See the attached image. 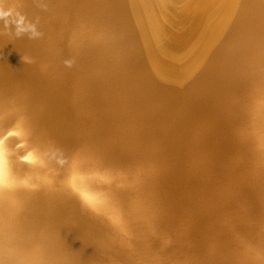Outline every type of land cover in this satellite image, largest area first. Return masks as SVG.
I'll list each match as a JSON object with an SVG mask.
<instances>
[{"label":"water","instance_id":"95a60500","mask_svg":"<svg viewBox=\"0 0 264 264\" xmlns=\"http://www.w3.org/2000/svg\"><path fill=\"white\" fill-rule=\"evenodd\" d=\"M244 5L194 67L169 78L156 71L130 0H0V106L26 114L60 159L44 168L48 184L25 192L57 196L64 205L54 215L81 236V218L65 192L78 147L114 161L155 151L164 169L146 184L154 208L148 240L164 264H219V256L211 259L224 250L230 226L254 233L264 212L258 194L239 204L236 187L228 190L235 179L222 164L230 145L223 114L234 93L229 75L248 58L247 43L254 51L264 40V6ZM14 128L0 122V143H10L14 163L25 169L33 163L30 145Z\"/></svg>","mask_w":264,"mask_h":264},{"label":"bare ground","instance_id":"6f19581e","mask_svg":"<svg viewBox=\"0 0 264 264\" xmlns=\"http://www.w3.org/2000/svg\"><path fill=\"white\" fill-rule=\"evenodd\" d=\"M130 1L156 71L169 78L182 77L205 56L239 4L246 9L264 6V0H183L180 5L169 0ZM252 46L247 43L248 58L232 68L234 93L223 112L228 118L224 137L230 145L222 164L235 179L228 190L236 187L234 195L243 207V198L258 194L264 200V40L254 51ZM175 69L179 72L169 71ZM1 121L13 122L17 137L32 146L28 156L33 163L17 167L10 143H0V264L165 263L148 240L154 233V208L146 184L154 179L153 172L164 169L155 151H146V156L140 151L125 153L129 157L114 161L90 147H78L69 162L65 192L81 218L80 236L54 215V207L64 205L57 196L25 192L30 185L37 189L48 184L44 168L58 166L60 159L43 135L35 134L26 114L5 113L0 106ZM35 211L38 216L32 220ZM230 227L224 250L211 261L219 256V264H264V212L254 233L239 225ZM173 264H188V259Z\"/></svg>","mask_w":264,"mask_h":264},{"label":"rangeland","instance_id":"374dc122","mask_svg":"<svg viewBox=\"0 0 264 264\" xmlns=\"http://www.w3.org/2000/svg\"><path fill=\"white\" fill-rule=\"evenodd\" d=\"M170 2H172V3H174V4H176L177 5V3H178V5H180V4H183V0H181V1H179V2H177L176 0H169ZM189 1V0H188ZM181 2V3H180ZM186 2V0H184V3ZM160 59H162V58H160ZM181 65V64H180ZM179 68V67H178ZM171 73H178L179 71L177 70V69H175V70H169ZM184 74H185V72H184ZM183 74V75H184ZM67 174H65V177L67 178V177H69V170L66 172ZM68 179V178H67Z\"/></svg>","mask_w":264,"mask_h":264},{"label":"snow or ice","instance_id":"6c2138e0","mask_svg":"<svg viewBox=\"0 0 264 264\" xmlns=\"http://www.w3.org/2000/svg\"><path fill=\"white\" fill-rule=\"evenodd\" d=\"M25 159H27V157H25Z\"/></svg>","mask_w":264,"mask_h":264}]
</instances>
